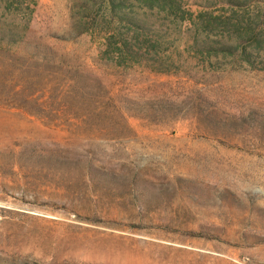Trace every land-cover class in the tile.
I'll return each instance as SVG.
<instances>
[{"label":"rangeland","instance_id":"rangeland-1","mask_svg":"<svg viewBox=\"0 0 264 264\" xmlns=\"http://www.w3.org/2000/svg\"><path fill=\"white\" fill-rule=\"evenodd\" d=\"M2 29L0 264H264V0H0Z\"/></svg>","mask_w":264,"mask_h":264},{"label":"trees","instance_id":"trees-1","mask_svg":"<svg viewBox=\"0 0 264 264\" xmlns=\"http://www.w3.org/2000/svg\"><path fill=\"white\" fill-rule=\"evenodd\" d=\"M173 1H176V0H173ZM114 10H116V8H114ZM125 22L128 23V25L131 27V28H134L136 32H140L142 33L143 35H152V25H150L147 21L143 20V19H140L136 16H133L132 14H125L123 16V18L121 19ZM248 35H249V38H252V37H255L254 35L251 34V32H248ZM22 35L20 34V32L14 30V29H11V30H7V29H2L0 30V40L2 43H7V44H10V45H14V44H17L19 42L22 41ZM219 51H222V52H226V53H230V54H235L236 51H238V48L237 47H232V46H218V48H215ZM126 52H130V50L126 51ZM243 57L244 59L254 65L255 64V61L252 57L251 54H248V53H243Z\"/></svg>","mask_w":264,"mask_h":264}]
</instances>
